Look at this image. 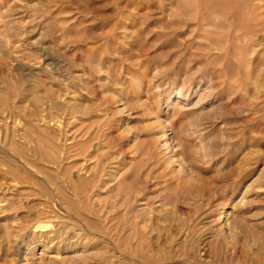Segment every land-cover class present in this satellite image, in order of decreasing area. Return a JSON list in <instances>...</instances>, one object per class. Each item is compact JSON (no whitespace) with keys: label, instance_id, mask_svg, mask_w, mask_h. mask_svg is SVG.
I'll return each mask as SVG.
<instances>
[{"label":"rangeland","instance_id":"rangeland-1","mask_svg":"<svg viewBox=\"0 0 264 264\" xmlns=\"http://www.w3.org/2000/svg\"><path fill=\"white\" fill-rule=\"evenodd\" d=\"M0 264H264V0H0Z\"/></svg>","mask_w":264,"mask_h":264}]
</instances>
